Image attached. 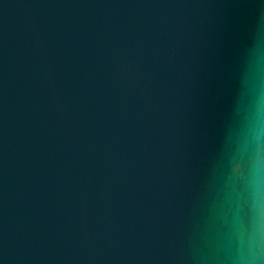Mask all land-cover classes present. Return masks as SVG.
<instances>
[{
	"label": "water",
	"instance_id": "water-1",
	"mask_svg": "<svg viewBox=\"0 0 264 264\" xmlns=\"http://www.w3.org/2000/svg\"><path fill=\"white\" fill-rule=\"evenodd\" d=\"M258 116L264 0H0V264H239Z\"/></svg>",
	"mask_w": 264,
	"mask_h": 264
},
{
	"label": "clouds",
	"instance_id": "clouds-1",
	"mask_svg": "<svg viewBox=\"0 0 264 264\" xmlns=\"http://www.w3.org/2000/svg\"><path fill=\"white\" fill-rule=\"evenodd\" d=\"M264 137V118L258 116L257 139ZM258 197V218L247 255L239 264H264V209L260 207L259 187L257 189Z\"/></svg>",
	"mask_w": 264,
	"mask_h": 264
}]
</instances>
